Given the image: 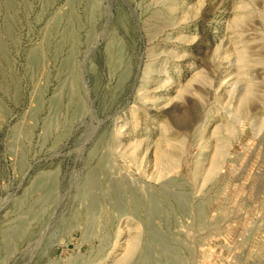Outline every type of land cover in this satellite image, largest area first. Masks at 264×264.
<instances>
[{
    "label": "rangeland",
    "instance_id": "obj_1",
    "mask_svg": "<svg viewBox=\"0 0 264 264\" xmlns=\"http://www.w3.org/2000/svg\"><path fill=\"white\" fill-rule=\"evenodd\" d=\"M0 264H264V0H0Z\"/></svg>",
    "mask_w": 264,
    "mask_h": 264
}]
</instances>
